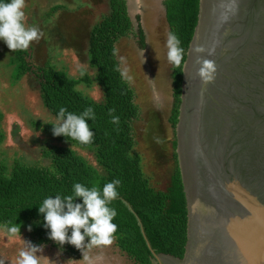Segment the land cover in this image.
<instances>
[{
  "label": "trees",
  "instance_id": "trees-1",
  "mask_svg": "<svg viewBox=\"0 0 264 264\" xmlns=\"http://www.w3.org/2000/svg\"><path fill=\"white\" fill-rule=\"evenodd\" d=\"M108 3L110 11L92 29L88 50L89 63L96 71L93 81L101 85L103 100H94L78 87L82 82L91 83L89 77L76 78L50 65L35 68L28 58L29 47L16 50L17 78L28 72L36 74L41 96L52 114L56 116L61 107L76 114L88 107L94 109L96 119L89 121L95 133L92 143L85 145L64 136L58 138L92 150L99 168L73 147L57 144H49L44 150V156L51 160L49 165L22 164L16 161L9 169L7 164H2L0 224L9 227L27 221L36 243H54L67 254L81 258L82 250L68 243L60 245L49 238L50 229L43 226L44 218L38 212L39 204L48 196L71 195L73 184L77 182L102 190L106 183L119 179V198L109 205L117 211L113 221L118 225L113 237L117 246L135 264H152V251L137 217L121 199L125 198L142 219L157 252L183 258L188 242L189 215L180 164L176 162L170 184L165 189L152 186L151 177L144 170L143 158L136 149L134 122L140 117V106L136 102L134 88L121 75L123 66L118 55L119 41L135 35L139 38L140 46L145 49L146 32L140 23V15H137L139 24L136 29L129 0H108ZM164 6L170 32L177 34L183 48L182 62L172 66L174 108L171 121L177 127L182 104L184 65L199 21L200 0H164ZM111 109H115L113 115L119 117L118 124L111 122ZM2 122L3 114L0 112V143L6 139ZM174 144L177 147L178 141L175 140ZM175 157L178 160L177 153ZM77 202L82 201L78 199ZM89 239L86 237L85 243Z\"/></svg>",
  "mask_w": 264,
  "mask_h": 264
},
{
  "label": "water",
  "instance_id": "water-1",
  "mask_svg": "<svg viewBox=\"0 0 264 264\" xmlns=\"http://www.w3.org/2000/svg\"><path fill=\"white\" fill-rule=\"evenodd\" d=\"M215 48V54L196 49ZM198 57L215 60L205 86ZM177 125L188 202L183 258L152 251V264H264V0H200L184 65Z\"/></svg>",
  "mask_w": 264,
  "mask_h": 264
},
{
  "label": "rangeland",
  "instance_id": "rangeland-1",
  "mask_svg": "<svg viewBox=\"0 0 264 264\" xmlns=\"http://www.w3.org/2000/svg\"><path fill=\"white\" fill-rule=\"evenodd\" d=\"M130 13L138 27L141 16L147 36L143 49L135 35L118 43V55L125 58L123 69L136 92L140 117L135 120L136 149L143 158L144 170L151 184L165 189L176 167L177 127L171 121L174 108L172 66L168 60L167 38L170 27L166 19L164 0H129ZM24 23L40 28L44 37L30 44L28 57L35 68L54 66L76 78L89 77L91 83L78 86L94 100L104 98L103 89L93 81L96 71L89 63V38L92 29L109 13L108 0H25ZM83 71V75L81 74ZM0 112L6 139L0 143V166L9 169L16 162L49 165L44 156L49 144L68 145L99 168L94 153L73 142L61 141L53 135L55 115L46 107L36 74L28 72L17 78L16 51L0 40ZM29 222H21L20 233L10 236L7 226L0 224V259L5 264H18L19 252L25 242L42 246L40 264H135L116 244L93 246L82 250V257L67 254L54 243L34 241ZM22 224V225H21ZM16 226V225H15ZM18 226V225H17Z\"/></svg>",
  "mask_w": 264,
  "mask_h": 264
},
{
  "label": "clouds",
  "instance_id": "clouds-1",
  "mask_svg": "<svg viewBox=\"0 0 264 264\" xmlns=\"http://www.w3.org/2000/svg\"><path fill=\"white\" fill-rule=\"evenodd\" d=\"M25 0H0V40L4 41L7 47L13 51L26 50L34 41L44 37L43 31L36 27H28L24 23ZM168 60L179 65L183 60V48L180 38L175 32H169L167 38ZM198 53H207V56L215 54V48L205 49L198 47ZM114 55L116 50H113ZM121 63L125 58L120 57ZM198 75L205 86L213 83L216 79L217 65L215 60L198 57ZM119 70V69H118ZM127 68L121 71L122 76H127ZM83 75V71L81 73ZM115 109L109 111L113 124L119 123V117L113 115ZM96 119L92 107L86 108L82 113L70 112L61 107L56 114L55 122L52 125L54 136H64L70 140L78 141L81 144H90L95 136L89 125V121ZM119 179L106 183L102 190L97 187L89 188L81 183L73 184L71 195L57 194L48 196L39 204L38 212L43 215L46 229H50L49 238L60 245L65 243L84 250L93 246H109L113 243L114 234L118 225L114 223L117 216L115 208L109 205L113 200L119 198ZM78 199L82 202H77ZM17 225V224H16ZM69 229L71 234L69 235ZM31 230V226H29ZM83 230V231H82ZM7 233L14 236L20 233V226H9ZM90 238L87 243L85 239ZM43 247L25 242V246L19 252L18 264H40V256ZM0 264H5L0 259Z\"/></svg>",
  "mask_w": 264,
  "mask_h": 264
}]
</instances>
